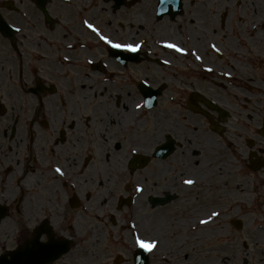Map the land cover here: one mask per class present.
I'll use <instances>...</instances> for the list:
<instances>
[{"label":"flooded vegetation","instance_id":"flooded-vegetation-1","mask_svg":"<svg viewBox=\"0 0 264 264\" xmlns=\"http://www.w3.org/2000/svg\"><path fill=\"white\" fill-rule=\"evenodd\" d=\"M229 5L0 0V21L13 27L0 30V258L12 264H115L112 257L120 255V264H133L127 223L140 208L146 235L161 238L166 210L179 212L178 221L223 208L218 226L223 230L220 222L233 214L227 223L236 231L224 243H264V64L255 59L264 17L253 21L258 36L251 52L257 54H249L246 64L234 55L241 70L228 76L225 24L238 17L230 16ZM85 19L117 42L136 37L141 49L134 54L110 47L84 26ZM170 23L175 38L167 39L188 48V55L151 52L154 29ZM193 50L203 59L196 60ZM230 83L237 92L228 93ZM142 88L155 97L154 106ZM158 150L167 154L156 155ZM141 155L145 161L135 162ZM56 166L65 169L63 177ZM186 176L197 181L191 189ZM137 184L143 193L135 191ZM123 197L129 204H120ZM184 231L179 239L196 244V229ZM209 237L213 233L203 240ZM46 241L53 246L40 248Z\"/></svg>","mask_w":264,"mask_h":264},{"label":"rangeland","instance_id":"rangeland-1","mask_svg":"<svg viewBox=\"0 0 264 264\" xmlns=\"http://www.w3.org/2000/svg\"><path fill=\"white\" fill-rule=\"evenodd\" d=\"M255 6L257 7V11H254ZM140 10L144 11V8L141 7L138 9V11H140ZM228 11H229L230 16L232 14L237 15V16H240L239 18L241 19V20H237L235 18V19H230L229 21L226 22L225 33L229 39V37H232V36L234 37L236 35V27L238 24L240 25V23H243L244 21H252L253 22L254 20H257V18L259 16L264 17V0H230V5L228 8ZM103 14H107L106 9H104ZM168 25H169V28L167 27L166 29H164L162 27L163 25H161V27H159L157 25L156 29H154V31L157 32L158 39L149 41L150 48L153 49L151 52L153 54H156L157 57H159V54H163V51H159L158 48H166V47H162L160 45L161 41L168 40L167 39L168 37L174 36V33H173L174 32V30H173L174 25H173V23H170ZM259 33L261 35L260 45H262V49L260 51L261 52L260 57H258L259 55H257L255 57V59L262 58L264 60V30L263 29L259 30ZM254 36H258L257 33ZM162 37H165V38H162ZM174 38H175V36H174ZM150 39H151V36H150ZM237 40H238V37L236 36V41ZM226 42L228 43L227 47L230 50V51H228V54H233V51L231 49V42L228 40ZM167 50L169 51V49H167ZM169 52L173 53L172 51H169ZM252 53H254V52H252ZM254 54H257V53H254ZM228 57H229V61L231 59H233V60L236 59V57L233 55L232 56L229 55ZM228 57L226 55L225 58H228ZM254 63L256 65L257 61L255 60ZM263 64H264V62H263ZM254 68L256 71H258L257 66H255ZM263 71H264V66H263V69L261 71L262 74H264ZM234 82L235 81H233V83ZM228 85H229V88H227L228 93L229 92H232V93L237 92L236 87L233 86L232 83H230ZM262 104H264V102H262ZM234 108L236 109V107H234ZM235 121H236V119H235ZM232 122H234V121H232ZM260 201H262V199ZM143 213L144 212L142 211L141 208L137 209L136 218H137V221L139 224V228L136 227L135 229H133L132 230L133 233L136 231V232H140V233L145 234V235L147 234V232L142 231L141 227H140V224L143 221V219H141V218L144 217L142 215ZM165 213H166L165 221H164V224L162 225L163 231L159 232V230H157V234L159 233V235L161 237V238H159L160 242H161L159 249H158L159 253H157V252L151 253L152 254V264H166V262H165L166 253L168 251H171V254L175 257V260L172 262H175V261L179 260L180 258H183L186 256H187L186 260H190V259H192V256L195 253L196 249H199V250L204 249L205 251L212 252L213 246H216V245L222 243L223 241L233 240L234 234H236V231L235 232L232 231V228L227 223L228 218L232 217V215H233V214H230L223 219V222H220V224L222 223V226H223V233L222 234H221V232L218 234H214L212 237L213 239L212 238L210 239V237H209L210 240L208 239L205 241L202 239L203 241H201L198 245H196L195 243L192 245L189 243V240L187 237L184 238L185 242H182L181 241L182 239H179V237H178V234H179L178 231L182 230L181 228H178V226L182 225L180 223V219L185 217L186 214L180 215V219H178L179 222H177L176 219L178 218L177 215L179 214V212L172 213L170 210H166ZM130 218H131V216L129 217V219ZM184 230H187V231H184ZM184 230L183 231L185 232L184 233V235H185L188 232V229L185 228ZM132 246H134V249L136 248L134 242H133ZM263 246H264V243H260L257 246L248 247V249H245V247H242V246L238 247V248L240 250H244L247 252V255L250 258V261L248 264H251V263L253 264V262H255L257 259V250ZM120 249H121V244L120 243L116 244L115 250L117 251L118 254H121ZM180 251H181L182 255L179 254ZM116 257L117 256H113L112 259L114 260ZM239 264H244V262L242 261L241 258H240Z\"/></svg>","mask_w":264,"mask_h":264},{"label":"bare ground","instance_id":"bare-ground-1","mask_svg":"<svg viewBox=\"0 0 264 264\" xmlns=\"http://www.w3.org/2000/svg\"><path fill=\"white\" fill-rule=\"evenodd\" d=\"M259 8V7H258ZM260 9V8H259ZM254 11H257V7L255 6ZM235 19V18H234ZM237 20H241L239 17L236 18ZM254 29H255V23L252 21H244L243 23L238 24L236 27V35L233 37H227V40L231 42V49L233 53L237 56V58L242 57L244 60V63H249L248 61V53L253 54L251 52L256 36H254ZM236 36L238 37V40L236 41ZM242 49H244V55L242 52ZM240 55H238V54ZM248 57V58H247ZM242 60V62H243ZM241 60L234 61L231 59L229 61V71L232 76L233 72L232 70H235L237 73L241 70V67L239 64ZM240 62V63H239ZM250 87H254V84L248 83ZM257 89V88H256ZM136 112V111H135ZM189 179L188 176L184 178ZM188 189L193 188L192 186L186 185ZM207 214H188L186 217H183L180 219V223L183 225L178 226V228H181L182 230L186 229H196V245H198L201 242V239H204L211 233L218 234L221 232L223 233V230L221 227L218 226L217 221L209 224V225H200L198 223L200 218L206 217ZM179 222V220L177 221ZM212 252L196 249L195 253L192 256V259L186 260V257L180 258L179 260L172 262L175 260V257L171 254V251H168L166 253V264H239L240 258L242 261L249 263L250 258L247 255V252L244 250H240L237 246H235L233 243H220L216 246H213ZM182 255L181 251L179 253ZM252 264V263H251ZM253 264H264V246L259 248L257 250V259Z\"/></svg>","mask_w":264,"mask_h":264},{"label":"snow or ice","instance_id":"snow-or-ice-1","mask_svg":"<svg viewBox=\"0 0 264 264\" xmlns=\"http://www.w3.org/2000/svg\"><path fill=\"white\" fill-rule=\"evenodd\" d=\"M84 26L91 30L92 32H94L100 40H102L105 44L109 45L110 47L117 49V50H121V51H126V52H131V53H136L138 52L141 47L142 44L141 43H129V42H117L114 39H112L110 36L104 34L101 30L100 27H98L97 25H95L94 23L89 22V20L85 19L83 21ZM17 31H19L20 29H16ZM69 47H71V45H69ZM164 47L172 49L174 52L176 53H180L183 55H188L189 54V49L186 47H182L180 46V44L178 43H171V42H165L164 43ZM211 49L217 53L220 52V49L216 46V44H211L210 45ZM191 55H193L196 60H202L203 57L201 55H199L196 51H191ZM65 60L68 59V57H64ZM89 63H91V61H89ZM165 64L170 63V61L165 60L164 61ZM207 71H213V69L208 68ZM227 75H231L230 73H227ZM137 108H141L144 107V105L142 104H137L136 105ZM133 152L136 151V148L132 149ZM55 173L59 174V176L63 177L65 175V169L60 167V166H56L54 169ZM183 183L185 185H195L197 183V181L195 179H185L183 181ZM135 191L137 193H143L145 191V188L141 185V184H137ZM226 209L223 208H213L206 217L204 218H200L198 223L200 225H209L215 221H218L225 213H226ZM131 227L133 229H135L137 227L136 224H132ZM133 238H134V244L137 248L148 252V253H153L155 251H157L159 249L160 246V240L157 237L151 236V235H144L140 232H134L133 233ZM53 246V242L52 241H46L42 244L39 245L40 248L42 249H48L50 247Z\"/></svg>","mask_w":264,"mask_h":264},{"label":"water","instance_id":"water-1","mask_svg":"<svg viewBox=\"0 0 264 264\" xmlns=\"http://www.w3.org/2000/svg\"><path fill=\"white\" fill-rule=\"evenodd\" d=\"M137 254H138L137 259H139V261H141L140 264H147L148 263L147 258L144 259V257L146 256L145 251L140 249Z\"/></svg>","mask_w":264,"mask_h":264}]
</instances>
